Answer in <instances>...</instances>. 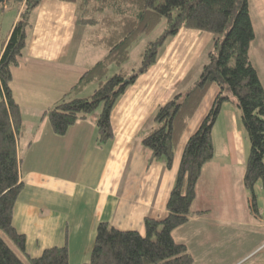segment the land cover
Returning a JSON list of instances; mask_svg holds the SVG:
<instances>
[{"label": "crops", "instance_id": "obj_1", "mask_svg": "<svg viewBox=\"0 0 264 264\" xmlns=\"http://www.w3.org/2000/svg\"><path fill=\"white\" fill-rule=\"evenodd\" d=\"M249 7L254 41L264 55V0H249ZM212 40L210 33L191 29H181L169 39L156 64L113 108V139L101 147L98 116L78 121L65 136L56 135L49 120L42 117L106 52L89 43L86 29L78 24L75 4L41 1L33 16L27 48L12 70L10 84L25 125L19 141L23 189L14 207L13 225L25 237L26 255L35 259L50 248L67 247L69 264H88L101 223L119 231L144 233L145 219H166L167 202L185 146L200 128L220 88L210 87L179 141L170 169L158 161L149 164V152L141 139L155 128L157 110L197 82ZM98 49L105 53L101 59L100 52L95 51ZM96 58L99 61H94ZM250 58L255 67L251 48ZM88 89L81 97L88 94ZM221 111L212 130L214 158L204 167L197 186L193 211L202 214L175 230L173 237L187 246L194 264H264V218L244 187L250 151L247 134L234 105L225 104ZM218 182L231 191V199L236 193L239 196V209H232V213H244L224 220L233 224L229 250L217 242L214 202H208ZM258 189L264 192L262 183V190ZM247 204L251 212H246ZM246 228L250 232H245ZM242 249L244 256L239 257Z\"/></svg>", "mask_w": 264, "mask_h": 264}, {"label": "trees", "instance_id": "obj_2", "mask_svg": "<svg viewBox=\"0 0 264 264\" xmlns=\"http://www.w3.org/2000/svg\"><path fill=\"white\" fill-rule=\"evenodd\" d=\"M12 1L24 7L18 22L0 44V264H69L67 247L50 248L41 257L30 258L25 253V237L13 225L14 207L23 189L19 141L25 125L10 84L12 70L24 55L33 16L42 0ZM60 1L77 6L78 24L86 29L89 43L103 49L106 56L42 117L49 120L56 135L65 136L78 121L87 120L102 107L96 123L101 147L113 139V108L126 90L156 64L169 39L181 29L213 36L199 80L188 92L175 94L157 110L153 118L155 128L141 139L149 152V164L158 161L170 169L179 141L210 87L220 88L200 128L185 146L167 202L168 216L162 221L145 219L144 233L119 231L101 223L88 263L194 264L187 246L177 243L173 232L202 214L192 210L197 186L204 167L214 158L212 130L222 107L232 100L251 144L244 187L251 194L254 208L256 184L261 182L264 189V86L250 58L255 29L249 0ZM163 22L167 26L165 34L158 41L149 42L141 55L140 68L130 75L125 65L130 61L132 46ZM112 67L119 71L110 76ZM92 86H96L92 95L81 97Z\"/></svg>", "mask_w": 264, "mask_h": 264}, {"label": "rangeland", "instance_id": "obj_3", "mask_svg": "<svg viewBox=\"0 0 264 264\" xmlns=\"http://www.w3.org/2000/svg\"><path fill=\"white\" fill-rule=\"evenodd\" d=\"M7 4V7L4 10H2V7L4 8V5ZM20 11V5L16 4L15 2H13L12 0L8 1L7 3L1 4L0 5V43L1 41L9 34V32L12 30V27L17 19V16L19 14ZM21 13V12H20ZM167 30V26L166 23L163 22L161 23V25H159V27L149 36H143L141 37L131 48L130 50V61L127 65H125V69H127V71L129 72L130 75H133L134 72L138 71V69L141 66L142 63V53L144 52V50L146 49L147 45L149 44V42H156L159 39H161L163 37V35L165 34ZM259 34V31H258ZM258 50V41H254L251 45V52H252V59L253 62L255 64V69L258 73V75H260V81L262 83V86H264V55L261 52L260 48ZM98 54V52H100V58H102L103 53L102 51L95 50ZM259 55V56H258ZM94 61H99L94 60ZM95 62V63H96ZM114 68V69H113ZM204 68V67H203ZM203 68L200 70V75L203 71ZM117 69H115V67L111 68V71L109 73L110 76L114 75L115 73H117ZM200 75L198 76L197 80H199ZM96 89V86H92L89 87V89L86 91L88 94L84 97H88L90 95H92L93 91ZM1 97V96H0ZM234 101L232 100V102H229V104H232L234 106H236L234 103ZM102 111V107H99L95 114V116H99L100 113ZM247 143L249 144V139L247 137ZM251 144H249L250 146ZM260 187L261 189V182L258 183V188ZM226 188V185H224L222 182H218L216 184V186L212 187V191H213V198L209 199L208 202L213 201L214 202V213H215V225H216V236H217V242L224 243L222 247H226L228 250L231 248L229 246V233L231 232V225H233L231 222H227L224 220H229L231 218H235L234 215H238L240 212H234L232 213V209L234 210H238V206L237 203L239 202V196L234 195L233 198H230L231 195V191H229L228 189H224ZM258 188H255V194H256V205H257V211L261 212V216L262 218H264V198H263V191H259ZM262 190V189H261ZM204 192V190H203ZM250 193V192H249ZM251 197V195H250ZM205 205V204H204ZM206 205L203 206V209H205ZM195 209V204L193 205V209ZM241 210V208H240ZM246 212L248 211H252L250 204L246 205L245 208ZM242 214H244L243 212H241ZM240 213V214H241ZM245 216V215H242ZM245 232H250L247 228L246 230H244ZM244 249V248H243ZM243 249L239 252V257H243ZM231 262V261H229Z\"/></svg>", "mask_w": 264, "mask_h": 264}, {"label": "water", "instance_id": "obj_4", "mask_svg": "<svg viewBox=\"0 0 264 264\" xmlns=\"http://www.w3.org/2000/svg\"><path fill=\"white\" fill-rule=\"evenodd\" d=\"M7 0H0V5L6 3Z\"/></svg>", "mask_w": 264, "mask_h": 264}]
</instances>
